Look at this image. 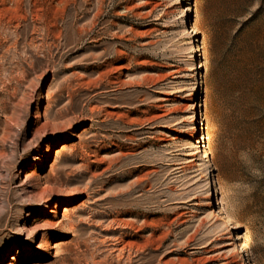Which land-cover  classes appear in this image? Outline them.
<instances>
[{"label":"rangeland","instance_id":"374dc122","mask_svg":"<svg viewBox=\"0 0 264 264\" xmlns=\"http://www.w3.org/2000/svg\"><path fill=\"white\" fill-rule=\"evenodd\" d=\"M0 264H264V0H0Z\"/></svg>","mask_w":264,"mask_h":264}]
</instances>
